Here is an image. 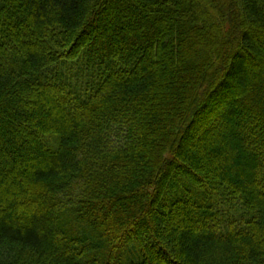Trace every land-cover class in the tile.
<instances>
[{"label": "trees", "instance_id": "trees-1", "mask_svg": "<svg viewBox=\"0 0 264 264\" xmlns=\"http://www.w3.org/2000/svg\"><path fill=\"white\" fill-rule=\"evenodd\" d=\"M0 211V264H264V0H0Z\"/></svg>", "mask_w": 264, "mask_h": 264}, {"label": "rangeland", "instance_id": "rangeland-1", "mask_svg": "<svg viewBox=\"0 0 264 264\" xmlns=\"http://www.w3.org/2000/svg\"><path fill=\"white\" fill-rule=\"evenodd\" d=\"M248 68H249L250 73H251V71L254 72V70L252 69V66L249 65ZM252 78H253V76L251 75L250 80H252ZM230 101H231V100L227 99V101H226L227 104H228ZM226 102H225V103H226ZM227 104H225L224 107H227ZM200 122H201V121H200ZM201 124H202V122H201ZM199 125H200V124H199ZM220 207H223V210L226 209V206H225L224 204H220ZM8 210L10 211V209H8ZM0 212H2V211H0Z\"/></svg>", "mask_w": 264, "mask_h": 264}]
</instances>
